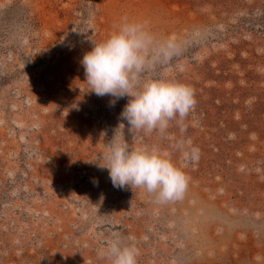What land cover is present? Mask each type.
<instances>
[{
	"label": "rangeland",
	"instance_id": "obj_1",
	"mask_svg": "<svg viewBox=\"0 0 264 264\" xmlns=\"http://www.w3.org/2000/svg\"><path fill=\"white\" fill-rule=\"evenodd\" d=\"M125 18L177 49L140 80L195 92L163 134L86 82L83 56ZM114 135L170 156L183 199L114 187L98 160ZM117 237L138 264H264V0H0V264H111Z\"/></svg>",
	"mask_w": 264,
	"mask_h": 264
},
{
	"label": "clouds",
	"instance_id": "obj_2",
	"mask_svg": "<svg viewBox=\"0 0 264 264\" xmlns=\"http://www.w3.org/2000/svg\"><path fill=\"white\" fill-rule=\"evenodd\" d=\"M172 40L157 42L144 22L126 18L111 35L93 44L81 61L90 91L98 97L109 96V106L128 97L120 117L130 129L163 134L171 121H183L196 105L194 89L187 84L166 80L142 82L140 74L149 62L167 61L176 54ZM123 124H120V126ZM107 154L98 158L107 161L106 168L114 187L143 188L154 194L159 202L183 199L190 177L177 167L167 154L156 148L130 149L126 143L113 139L106 144ZM193 161L199 150L185 154ZM134 238L117 237L99 250L111 264H138L139 250Z\"/></svg>",
	"mask_w": 264,
	"mask_h": 264
}]
</instances>
